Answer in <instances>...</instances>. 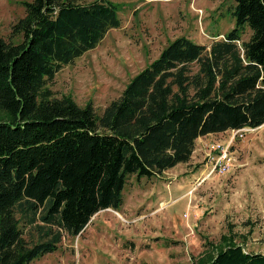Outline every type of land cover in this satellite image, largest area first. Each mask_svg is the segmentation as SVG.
<instances>
[{
	"label": "trees",
	"instance_id": "16d2710c",
	"mask_svg": "<svg viewBox=\"0 0 264 264\" xmlns=\"http://www.w3.org/2000/svg\"><path fill=\"white\" fill-rule=\"evenodd\" d=\"M0 36V264H28L124 201L128 177L191 159L199 136L264 123V0H236V27L210 49L170 42L98 113L54 95L56 72L121 24L112 0H28ZM247 24L251 36L239 46ZM195 64L197 66H195ZM41 238H26L22 221ZM206 264H264L229 242Z\"/></svg>",
	"mask_w": 264,
	"mask_h": 264
},
{
	"label": "rangeland",
	"instance_id": "374dc122",
	"mask_svg": "<svg viewBox=\"0 0 264 264\" xmlns=\"http://www.w3.org/2000/svg\"><path fill=\"white\" fill-rule=\"evenodd\" d=\"M25 1L0 0L1 37L21 40L14 25L26 14ZM112 1L121 24L46 84L80 105L92 101L98 113L175 38L210 49L236 27V0ZM251 33L249 24L242 28L239 46ZM0 118H9L2 108ZM231 137L234 164L210 174L207 144ZM205 139L199 157L152 176L130 174L120 207L99 210L78 234L64 230L55 250L28 264H206L231 241L264 253V123ZM25 222L26 238H41L42 221Z\"/></svg>",
	"mask_w": 264,
	"mask_h": 264
},
{
	"label": "built area",
	"instance_id": "2783aa9c",
	"mask_svg": "<svg viewBox=\"0 0 264 264\" xmlns=\"http://www.w3.org/2000/svg\"><path fill=\"white\" fill-rule=\"evenodd\" d=\"M243 128V127H242ZM241 129V128H234ZM234 137L229 141L212 140L206 147L207 164H211V173H225L234 164V155L232 151V143Z\"/></svg>",
	"mask_w": 264,
	"mask_h": 264
},
{
	"label": "crops",
	"instance_id": "0c3cea01",
	"mask_svg": "<svg viewBox=\"0 0 264 264\" xmlns=\"http://www.w3.org/2000/svg\"><path fill=\"white\" fill-rule=\"evenodd\" d=\"M216 133H208L202 136H199L196 140V146H195V150L193 152V157H199V154L203 152V150H205V137H208L209 135H215ZM204 141V143H203ZM200 143V144H199Z\"/></svg>",
	"mask_w": 264,
	"mask_h": 264
}]
</instances>
